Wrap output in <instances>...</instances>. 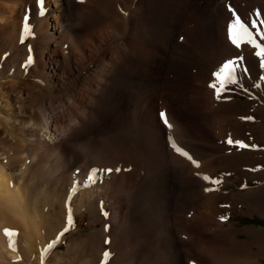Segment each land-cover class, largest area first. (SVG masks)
I'll use <instances>...</instances> for the list:
<instances>
[{"label": "bare ground", "instance_id": "bare-ground-1", "mask_svg": "<svg viewBox=\"0 0 264 264\" xmlns=\"http://www.w3.org/2000/svg\"><path fill=\"white\" fill-rule=\"evenodd\" d=\"M257 2L264 10V0ZM234 4L240 13L247 10L239 0ZM223 10L220 0H0V260L21 254L40 264L41 249L65 227L67 201L72 216L85 210L93 225L104 221L102 213L109 208L104 224H109L108 235L121 231V264L150 259L154 251L164 257L160 264H183V257L193 253L189 245L218 264L250 263L243 248L248 243L238 238V231L224 229L219 215L205 207L215 201L210 193L204 194L201 209L193 208L195 222L189 224L185 217L188 205L195 204L191 196L202 180L198 173L216 170L217 157L208 160L206 151L224 157L230 170L257 162L252 156L241 158L245 152L227 143L231 134L235 138L229 125H236L232 132L237 135L255 129L236 118L247 117L250 102L220 101L213 89L202 94L197 80L192 81L201 72L190 70L201 68L212 53L214 70L242 57L236 76L244 86L264 90L256 50L250 45L232 48L226 28L231 18ZM25 15L32 35L21 43ZM184 36L185 42L176 44ZM29 47L31 64L26 63ZM36 95H44L40 104H33ZM159 102L172 129L158 118ZM122 126L140 134L149 157L143 175L138 161L133 170L94 166L90 152L80 146L93 151L102 134ZM208 132L216 141H205ZM169 135L195 153L190 155L200 160L199 167L170 149ZM92 169L98 170L95 183L87 179ZM73 186L76 192L69 200ZM212 193L215 199L225 196ZM103 226L93 232L90 250L105 236ZM4 228L18 232L15 251L8 247ZM206 237L228 245H212ZM51 260L59 264L61 257Z\"/></svg>", "mask_w": 264, "mask_h": 264}, {"label": "rangeland", "instance_id": "rangeland-1", "mask_svg": "<svg viewBox=\"0 0 264 264\" xmlns=\"http://www.w3.org/2000/svg\"><path fill=\"white\" fill-rule=\"evenodd\" d=\"M220 1L224 9L223 13L229 16V18H231L230 20L233 19V13H235L236 15L239 14L244 19V22L247 23L249 26L251 25L252 20H256L257 28L264 29V24L261 25L260 23L261 20H264V10L261 7L262 5L258 3L257 0H252V1L251 0H239L240 6L242 7L247 6L246 7L247 10L244 12V14L242 12H241L242 14L240 13V11L238 10V6L234 4V0H220ZM257 12L261 13L259 17L256 15ZM228 24H226V28ZM250 30L253 32V35L255 36L256 29H252L250 27ZM180 37L176 40V44L181 45L185 42L186 37L185 36L183 38H180ZM257 37L256 39L258 40V42H262L261 38L259 36ZM248 45L249 44H246V43L242 44L240 48L244 46L246 47ZM232 48L235 49L237 47H235L232 44ZM213 55L214 54L211 53L208 56L209 60H206V59L204 60V65L201 68L193 67L192 68L193 70L192 69L190 70V72L193 75H197L201 72L200 76L194 77L195 80H192V81H194L193 83H195V81L197 80L195 84L198 87V90L202 94H204V92L206 93V90L209 91L208 89L211 90V88L209 87V84L214 79L212 77V73L215 71L214 61L213 62L210 61V58H212ZM208 63L210 66L208 65ZM211 67L213 68V70L211 69ZM208 73L210 74V76ZM236 78H237V83L227 85L226 86L227 90L221 94V98L219 100L223 102L237 100L240 105L244 101L250 102L246 115L247 117L251 116L252 119L251 120L242 119V117H244L245 115L244 113H243L244 115H236V118L238 122H243V120L250 121V126L251 127L253 126V128L255 129L254 130L249 129L247 130V132L245 131L244 134L237 135L235 132H232L235 130L234 127L236 126L232 124V126L229 125L227 127V131L229 134L231 133L234 134L235 140H240L248 145H253V144L256 145L255 148H252V147L240 148L239 147L240 148L239 151L241 153H243V151L245 152L244 154H242L241 158L244 159L245 157L247 158L249 156H252L253 157L252 159L254 158L257 159V162L253 164L254 168L252 164H251L252 167L250 165L244 164L241 166L242 170L240 169L237 170L235 168H232L230 170V168H225V163L223 162L224 157H221V156L219 157L220 154L214 153L213 150H208L210 153L206 151L207 154H203V155L208 157V160L209 158H211V156L217 157L216 159L217 162L215 163V165L213 164L214 165L213 168L215 167L214 169L216 170L215 171L213 170L212 172H210V175H209V172L199 174V179L200 178L202 179V176L207 175L212 179H219L220 183L212 184L211 180H209V181H206L207 182L206 184L204 183L205 180L203 181V179L199 181L200 183L202 182V184L203 183L204 184L202 185L198 183V185L195 187L196 189H194L192 193L194 197L191 196L192 198L191 200L194 201L195 204L188 205L187 207L188 211L187 213H185V217H186V222H188L189 224H191V222L193 221L195 222L194 220L195 211L193 210V208L194 209L196 208L198 210L201 209L199 205L202 203L203 196L207 195L205 197H208V194L210 193L209 196H211L213 200L215 201L213 202L209 201L210 204L205 205V207H208V208L212 207L211 208L212 211L219 215L218 219L224 222V229H227V230L232 229L234 232L238 231V235H237L238 238H240V240H245L248 243V244H245L243 248L245 249V253H246L245 255L246 256L248 255L249 258L251 259L249 264H264V236H263L264 235L263 233L264 232V90H260L256 92L254 88L250 89L251 87L248 88L246 87V85L244 86L245 83L240 78H238L237 76ZM172 94L174 95V92ZM43 96L41 95L34 96L35 99L33 100V104H40ZM158 104H159L158 107L160 106L158 108V118L160 122H162V120L160 119L159 113L160 111H162V108H164L165 110V107L161 104V102H159ZM173 105L176 106L177 108L178 107L182 108L179 103H175ZM205 112H209V111L206 110ZM125 127L127 126H122L118 128L116 127L115 129H112L113 131H111L110 133L102 134L100 136L102 137L101 140L99 141V143H97V146L93 151L91 147L87 144L84 146L81 144L80 146H82L83 148H85L86 150L90 152V159L92 161L91 164H94V166H101V165L108 166L109 165L112 167L114 166L117 167V166L124 165L123 167H126V169L132 168L133 170L135 169V167H137V163H139L138 164L140 166L139 169L140 168L142 169H140L138 173L139 175H143L145 173V170L143 167H145L146 164L148 166L149 157L147 156V153H144L142 151L143 143H142L139 132L130 133V130L124 129ZM214 130H215V127H214ZM214 130L211 132H214ZM211 132H208L209 134L208 133L206 134L207 136L205 138L206 142H209L210 140L216 141V138H214L215 137L214 133L212 134ZM230 136H232V134ZM230 136H228V138H231ZM217 142H218V139H217ZM232 145L236 146L235 144H232ZM170 149L172 148L170 147ZM186 151L189 154H195L191 150H189L187 147H186ZM203 158L205 159V157ZM198 161L200 162V160ZM201 161H203L202 158H201ZM221 162H223L224 164ZM85 165L88 166L89 164L85 163ZM129 166H131V168ZM219 166H220V169H219ZM205 188H212L215 194L217 192H218L217 194H219L221 191L223 194H225V196L215 199L212 191L206 192ZM259 189H262L263 192ZM139 192L142 193L143 188H141ZM211 203H214V205L216 206H214ZM201 205H203V203ZM104 213H107V215H104ZM104 213H102L103 214L102 218L104 219V221L97 222L96 220L97 223L95 222V224L97 225L95 224L93 225L89 222L90 214L87 211L82 210L80 212L75 213L73 215L74 227L69 229V231L65 233V237L62 243H60L58 246L54 248L50 257L55 258L57 256H60L61 260L59 264H101V261L103 260V253L105 251H108L110 252L111 255L108 261L106 262V264H119L120 263L119 253H121L120 252V250L122 249L121 245H123V242L120 239L121 231L120 232L116 231L114 233L115 235L107 234L109 224L107 223L104 224V222H105V219L109 217V208H107V211ZM221 217H225L226 219H221ZM102 226L104 230L102 235H105V236H102L101 240L98 241L99 243L97 242L98 245L96 244V242L94 243L96 245V248H94V251L90 250L89 246L91 244L90 242H92L91 239H94L95 237L93 232L96 231L97 228H101ZM214 227H211V229H209L210 231L208 232L206 231L207 236H209L214 231V229H212ZM246 229H250V230L253 229L254 232L257 231V234L258 232L259 234L257 235L255 233L256 237L255 235L252 237H249L248 234L244 232V230ZM260 233L261 234L263 233V234L261 235ZM189 236L186 237V242L190 244L191 243L190 240L192 239V236L191 237ZM208 238L206 237L204 239L205 240L207 239L206 241L211 242L210 244L212 245H214V242H216V244L218 243V245L216 246L221 245L222 247H227L228 245V243L223 242L222 244L216 240H208ZM106 239L109 241L108 244H105ZM70 241L71 243L69 244ZM99 245H101V249ZM71 247L72 249H70ZM189 250L192 251L193 253L189 252L188 255L186 254L187 256V257L185 256L186 258L183 257L182 259L183 264H218L216 263V261L213 262L214 261L213 258L209 257L206 253L203 254V251L200 254L199 252L200 250H197L194 245L192 246L189 245L188 251ZM197 254L198 256H196ZM162 257H163L162 254H159L157 251H154L152 255L149 256L150 259L140 258L139 260H136L137 262H135L134 264H143V263L144 264H155V263L160 264L162 261ZM51 258L48 259L49 262L47 261L46 264H54ZM4 260L1 259L0 264H33L31 258L29 257L24 258L22 257L21 254H20L19 260L17 259H12L9 261L8 260L4 261ZM146 262H149V263H146ZM219 264H226V263H219Z\"/></svg>", "mask_w": 264, "mask_h": 264}, {"label": "snow or ice", "instance_id": "snow-or-ice-1", "mask_svg": "<svg viewBox=\"0 0 264 264\" xmlns=\"http://www.w3.org/2000/svg\"><path fill=\"white\" fill-rule=\"evenodd\" d=\"M38 3H43V0H38ZM41 14H43V9L41 8ZM256 15L259 17L261 15L260 12H257ZM261 24H264V20L260 21ZM250 27L252 29H256V35H253V32L250 30ZM32 35L30 25L28 23V16L25 15L24 17V22L21 30V35H20V42L24 43L25 39ZM227 35L228 39L230 42L237 48H240L242 44H249L251 45L256 51H255V56L260 58V67L264 68V29L257 28V21L252 20L251 25L249 26L247 23L242 21V19L233 13V19L229 22L227 25ZM256 36H259L261 38L262 42H258L256 39ZM242 57H238L236 59H229L222 63L213 73L212 77L214 78L213 81L209 84V87L214 90L216 99L221 98V94L227 90V85L230 84H236L237 83V78H236V71L237 68L240 66L238 63L239 61H242ZM27 64L32 63V56H31V47H29V56L26 61ZM261 79H264V76L261 77ZM160 119L163 121L164 125L168 128L171 129L173 125L169 122L167 119L166 113L161 111L159 113ZM242 119H248L251 120L252 117H242ZM168 141L170 144V147L180 156L188 159L194 166L199 167L198 161H196L187 151L183 149L182 146H179L177 142L174 140V138L169 135L168 136ZM228 144H235L236 146L240 148H248L252 147L255 148L256 145H248L245 144L244 142L240 140H233L231 138L227 139ZM121 169L117 168L115 171L119 172ZM97 169H92L91 172L89 173L87 179L90 183H95L96 182V174H97ZM102 171L105 172H111L112 169H103ZM199 175V173H198ZM202 179L205 181L211 180L212 184H219L220 180L219 179H212L207 175L202 176ZM206 192L213 191L212 188H205ZM76 192L75 186H73L68 199H71L72 194ZM65 206L67 208V216H66V221H65V227L57 233L55 239L49 241L42 249L40 252V264H45V260L50 252L61 240V238L69 231V228L73 224V216H72V209L68 205L67 201L65 203ZM104 215H107V213H104ZM221 219H226L225 217H221ZM4 235L8 239V247L12 249L13 251L16 250V240L15 238L18 236V232L15 229H10V228H4L3 229ZM109 241L106 239L105 244H108ZM110 252L105 251L103 253V260L101 261V264H106L110 257ZM20 257H17V260H19Z\"/></svg>", "mask_w": 264, "mask_h": 264}]
</instances>
